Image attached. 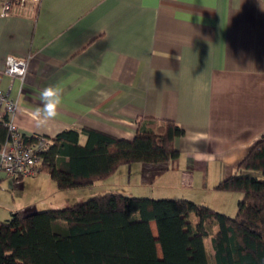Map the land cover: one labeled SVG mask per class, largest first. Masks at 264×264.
<instances>
[{
	"label": "crops",
	"instance_id": "1",
	"mask_svg": "<svg viewBox=\"0 0 264 264\" xmlns=\"http://www.w3.org/2000/svg\"><path fill=\"white\" fill-rule=\"evenodd\" d=\"M8 55L31 58L15 114L21 132L87 126L133 139L148 118L184 128L177 158L123 164L99 192L187 198L223 212L237 196L216 185L264 136V0H0V88L17 96ZM49 85L62 103L41 123ZM29 208L37 206L17 211Z\"/></svg>",
	"mask_w": 264,
	"mask_h": 264
},
{
	"label": "trees",
	"instance_id": "2",
	"mask_svg": "<svg viewBox=\"0 0 264 264\" xmlns=\"http://www.w3.org/2000/svg\"><path fill=\"white\" fill-rule=\"evenodd\" d=\"M6 119L0 121L1 142L10 138ZM184 132L173 120L148 118L133 139L87 126L53 137L22 135L26 144L49 140L39 173L71 190L107 180L123 164L177 158L175 140ZM216 189L242 193L235 215L187 198L117 191L15 211L0 219V264H264V136Z\"/></svg>",
	"mask_w": 264,
	"mask_h": 264
},
{
	"label": "built area",
	"instance_id": "3",
	"mask_svg": "<svg viewBox=\"0 0 264 264\" xmlns=\"http://www.w3.org/2000/svg\"><path fill=\"white\" fill-rule=\"evenodd\" d=\"M30 1L39 2L40 0ZM10 8L11 4H6L4 11L8 13ZM30 59V56L19 58L8 55L5 60V72L13 79H20L21 87L17 96H13L10 91L0 88V110L6 111L5 124L10 134V138L5 142L0 141V178L3 175L15 179L36 176L40 172L41 152L49 144V140L46 138H39L38 141L26 144L23 141L22 132L15 122L19 97L28 74ZM2 120H4V116H0V121Z\"/></svg>",
	"mask_w": 264,
	"mask_h": 264
},
{
	"label": "rangeland",
	"instance_id": "4",
	"mask_svg": "<svg viewBox=\"0 0 264 264\" xmlns=\"http://www.w3.org/2000/svg\"><path fill=\"white\" fill-rule=\"evenodd\" d=\"M38 174L37 177H27L16 180L11 176H4L0 180V219L5 220L11 216V214L21 208H24L26 205H36V209H46L50 207L64 206L70 203L77 201H84L91 196L102 193L99 192L101 185L95 183L91 187H82L78 189L71 190H61L57 186L56 182L53 183L56 187L50 186L51 179H46V182L43 183V178L47 177L44 173ZM259 175H262L261 173ZM36 181L41 184L42 190L37 192L34 186ZM42 181V182H41ZM23 185L25 187L23 188ZM237 196L235 195L234 199H231L230 196L224 200V206L227 207L226 212H233L236 209L238 210V200L239 196H242V193L239 191ZM150 195V194H148ZM206 245L210 252V257L212 259V243L210 238H206Z\"/></svg>",
	"mask_w": 264,
	"mask_h": 264
},
{
	"label": "clouds",
	"instance_id": "5",
	"mask_svg": "<svg viewBox=\"0 0 264 264\" xmlns=\"http://www.w3.org/2000/svg\"><path fill=\"white\" fill-rule=\"evenodd\" d=\"M41 108L36 110L39 122L54 119L58 115V107L62 103V90L55 86H47L40 92Z\"/></svg>",
	"mask_w": 264,
	"mask_h": 264
}]
</instances>
